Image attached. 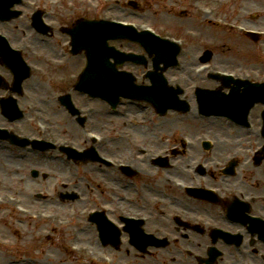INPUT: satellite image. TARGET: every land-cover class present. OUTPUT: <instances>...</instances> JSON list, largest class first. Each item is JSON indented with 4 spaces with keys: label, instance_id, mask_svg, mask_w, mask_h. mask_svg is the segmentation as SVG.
<instances>
[{
    "label": "rangeland",
    "instance_id": "rangeland-1",
    "mask_svg": "<svg viewBox=\"0 0 264 264\" xmlns=\"http://www.w3.org/2000/svg\"><path fill=\"white\" fill-rule=\"evenodd\" d=\"M32 1L49 12L47 20L49 22L52 20L53 25L58 29L62 26H70L78 18L95 19L104 16H115L145 22L149 25L152 24L161 34L181 37L185 43L179 56L181 67L168 69L166 77L170 82L181 85L185 90V94H194L190 89L191 85H199V87L209 89H214L219 85V83L208 79L204 74L196 78L192 76V68L200 63L199 56L204 50L211 51L212 57L209 62L217 65H214L215 67L247 73L250 74L253 81H264V41H252L229 34L221 24L209 23L196 9L197 5H209L215 9L217 15L225 20L237 21L248 27L264 28V0H132L136 2L135 9L127 4L129 0ZM22 8L24 14L18 20L10 21L0 26L13 36L14 42L27 37L28 33L32 34L33 38L30 39L39 49L41 48V62L48 69L46 74H44V80L40 78L34 80L36 84L34 92L38 100L47 104V100L54 92L52 89L54 84H47V80L53 83L56 80L59 82L68 80L71 82V87L73 77L78 75L85 64V56L83 53L75 56L69 54L70 46L67 35L57 32L52 39L36 37L27 26L28 16L25 14H29L30 9L24 5ZM182 11H186L185 16H178ZM107 12H110V15ZM109 44L124 51L143 52L142 48L137 44L127 41H109ZM64 50L65 53L61 54V51ZM52 63L60 66H54ZM138 67L124 66V68L136 74L138 80H141L142 76L140 75L146 69L142 66ZM237 74L241 75L240 73ZM4 76H7V74H4ZM96 103L100 102L96 101ZM190 103L192 109L189 113L181 116L180 114L169 112L165 120L171 125L161 127V129L157 128L154 132L144 129L143 122H140V135L135 136L136 141L144 142L150 146L166 147L171 144V137L178 138L179 129H182L183 132L192 138L201 134L212 135L222 142L232 143L233 145L238 139H241L242 142L237 144L235 149L243 151H246L247 146L250 145L252 149L262 141V138L256 137L253 131L255 129L259 130L261 127L260 112L264 108L263 105L256 104L251 109L250 117L254 124V130L243 132L232 126L231 122L225 117L199 119L194 108L193 99ZM47 106L50 108L47 111L50 116L52 115L56 130L60 132L64 129V132L75 139H80L79 142H81L80 134L82 132L80 128L73 129L69 127L71 125L68 121L64 125V120L61 119L63 114L59 112V114L54 116L52 114L54 112L53 109H51L49 104ZM99 123H97V126L101 128ZM164 135L169 140L160 143L159 139L161 137L164 138ZM231 149H227L229 150L227 153H230ZM18 152L19 150L12 149L4 144L0 145V179L5 181V184L0 187V192L20 189L21 193L19 196L22 198L23 204L29 208H43L50 212L57 211L64 215L71 212L70 205L61 204L55 195H48V199L39 200L36 198V192L44 194H47V192H59L62 190L63 182H66L67 178L70 179L72 170H69V174L66 164L61 163L63 161H52L47 158L49 155L29 153L26 158L21 160L17 157ZM31 169L46 172L48 177L46 179L41 177L32 179L29 176ZM96 173L97 175L92 176L93 179H96V176L97 178L102 177L101 172L98 171ZM26 180H33L34 182L28 185L25 182ZM53 184L55 186L54 189L51 188ZM85 185L86 183L82 184V186ZM27 187L31 189L29 190ZM84 204L85 202H78L76 205L84 206ZM80 225L84 226V228L80 234L78 244L90 242L93 239L92 231L86 230L84 219ZM51 229L45 223L29 221L21 217V215L12 211L10 207L0 206V240L4 244L0 245V264H89L87 256L69 257L60 252H63L64 242L70 227L65 230L54 229V232ZM116 256L123 264H128V262L133 260V258L123 253H119ZM16 261H19V263H15Z\"/></svg>",
    "mask_w": 264,
    "mask_h": 264
},
{
    "label": "flooded vegetation",
    "instance_id": "flooded-vegetation-1",
    "mask_svg": "<svg viewBox=\"0 0 264 264\" xmlns=\"http://www.w3.org/2000/svg\"><path fill=\"white\" fill-rule=\"evenodd\" d=\"M100 116L114 124V128L117 130L122 129L116 116H110L105 110L102 111ZM67 121L71 127H75L73 120L68 119ZM96 129L98 128L96 127ZM102 131L109 140V144L104 148L106 156L123 160L125 159L124 156L131 154L128 145H124L123 142L114 144L111 134L106 130ZM147 146L154 147L148 144ZM120 147H124V149L120 150ZM129 158L136 168L133 180H129L121 172L104 167L105 181L118 187L126 195L135 198L136 202L128 204V208L132 212L137 211L148 217L149 222L144 225L145 232L154 234L157 237H164L167 246L161 250L148 248L145 253H141L128 243L126 234L122 232L118 250L132 254L136 259L143 260L144 264H157V260L164 261V264H206L200 263V258L207 260L208 264H264V243L256 237H252L242 224L228 220L224 216L220 205L190 198L171 185H165L164 190L158 188L155 175L156 168L149 162L138 160L135 154H132ZM199 158L205 159L203 162L205 168L203 176L198 175L196 172H193V176H191L180 170L169 171L170 176L186 184L215 188L219 196L225 201L233 199L234 196L239 198L251 197V190L247 187V183L252 176L247 168L243 169L238 176L224 178L220 177L219 174L220 168L224 166L221 165V156L191 155L192 162ZM190 166V164L187 165V167ZM240 166L239 163L238 167ZM141 169L144 171L141 172ZM117 174L120 178H117ZM226 190H229L228 193ZM105 191L102 193V205L110 207L111 204ZM152 197H159L166 201L163 214L158 213L155 205L150 202ZM119 201L116 205L123 208V200L120 199ZM262 205H264V200L261 198L254 211L251 203V214L258 215V213H261L264 215ZM107 216L115 221L119 227L122 226L118 221L119 215L108 212ZM209 225L232 234H239L241 237L239 244L236 245L234 240L232 243H228L219 237L214 238L209 232ZM212 248L218 251V256L213 261L208 262Z\"/></svg>",
    "mask_w": 264,
    "mask_h": 264
},
{
    "label": "water",
    "instance_id": "water-1",
    "mask_svg": "<svg viewBox=\"0 0 264 264\" xmlns=\"http://www.w3.org/2000/svg\"><path fill=\"white\" fill-rule=\"evenodd\" d=\"M108 31H107V35L111 36V30L110 27H107ZM69 34L72 38V45H73V51L77 52L80 49H84L86 51V55L88 58H90L91 63L89 65V68H92L94 66L99 67V64L101 62L105 63L107 61V59L111 56L110 54L105 53L104 51L99 50L100 46H101V41L104 38L102 31L101 30H96V29H91V24H87L84 23L83 25L79 26L77 25L76 27H74L73 29L69 30ZM119 35L120 37L125 36L124 34H116ZM131 35H134L133 33H131ZM139 39H142V37H139ZM133 39V38H132ZM135 40V39H134ZM150 42L149 40H146L145 42V48L146 50L151 54V53H155L157 55L156 57V62H160L163 61L164 58L163 57H159L162 56V54H160L161 52L159 51H153L151 49V47L149 45H147V43ZM161 51H164L163 48H161ZM175 54V50L174 52H172V57H174ZM170 56V55H168ZM120 61H116V64H120ZM112 67L114 68L115 65L111 64ZM160 76V75H157ZM85 78L84 76H82V79H80L78 85L82 84V82H84ZM110 84H109V88L106 90L105 94H125L126 92H130V93H135V91L132 90L130 82H128L127 79L122 80L121 78H119L117 75H114L113 73L110 74L109 80ZM111 82H113V84H115V88L112 87ZM122 82H124L122 84ZM90 85H95L96 89L98 91H101V87L103 86L102 80L98 77L95 79H91L89 81ZM156 89L157 90H161V94H158L157 97V101L158 103V107H163L165 106V104L171 105V101H172V97L171 96H162V94H169L168 91H166L163 86H161L160 81L156 82ZM150 90L153 92L154 89L150 88ZM247 91V92H246ZM264 85L263 86H246L245 87V93L246 94H240V96L238 95L239 98H242V100L244 101H264ZM136 94H150V92H148L147 90H143V93H136ZM202 95H199V97ZM233 97H236V94L233 95ZM214 98L215 101H218L220 103H222V99L218 96L212 97ZM165 103V104H164ZM205 103V102H204ZM203 102H201V106L204 107L205 105L207 106V104H204Z\"/></svg>",
    "mask_w": 264,
    "mask_h": 264
}]
</instances>
